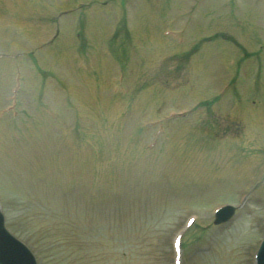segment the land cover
Masks as SVG:
<instances>
[{"label": "rangeland", "instance_id": "374dc122", "mask_svg": "<svg viewBox=\"0 0 264 264\" xmlns=\"http://www.w3.org/2000/svg\"><path fill=\"white\" fill-rule=\"evenodd\" d=\"M224 1L0 0L1 52L48 42L56 16L62 31L54 46L19 63L25 91L11 115L16 127L24 123L17 130L21 141L8 134L9 116L0 121V202L7 200L1 207L7 227L39 264H171L172 237L190 215L198 216L194 238L205 233L201 238L212 248L194 259L190 248L186 264L251 260L264 233V100L258 98H264V50L254 55L264 38V0ZM78 3L88 6L58 16ZM177 14L175 29L183 30L189 18L183 45L162 35ZM77 51L95 71L76 69ZM233 54L245 56L233 84L237 95L215 99L216 81ZM9 59L0 61V108L14 82ZM116 61L126 72L124 99L111 92ZM251 81L258 91L251 93ZM57 90L71 91L70 98ZM208 98L210 107L167 124V141H159L153 158L142 152L153 140L151 129L128 137L156 107L171 113ZM68 105L81 108L77 132ZM44 107L56 117H46ZM206 125L222 131L210 140ZM86 143L96 150L95 161ZM224 202L238 206L234 217L211 226L214 208ZM123 222L126 228L118 230Z\"/></svg>", "mask_w": 264, "mask_h": 264}, {"label": "water", "instance_id": "95a60500", "mask_svg": "<svg viewBox=\"0 0 264 264\" xmlns=\"http://www.w3.org/2000/svg\"><path fill=\"white\" fill-rule=\"evenodd\" d=\"M0 234L6 236L5 233H4V231H3L2 224H0ZM260 255H261V264H264L263 263V259H264V247L262 248Z\"/></svg>", "mask_w": 264, "mask_h": 264}]
</instances>
